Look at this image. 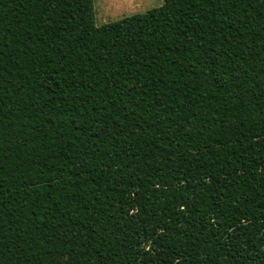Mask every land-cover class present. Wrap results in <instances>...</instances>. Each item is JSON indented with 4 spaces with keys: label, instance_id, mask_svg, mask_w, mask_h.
Here are the masks:
<instances>
[{
    "label": "trees",
    "instance_id": "16d2710c",
    "mask_svg": "<svg viewBox=\"0 0 264 264\" xmlns=\"http://www.w3.org/2000/svg\"><path fill=\"white\" fill-rule=\"evenodd\" d=\"M0 264H264V0H0Z\"/></svg>",
    "mask_w": 264,
    "mask_h": 264
},
{
    "label": "rangeland",
    "instance_id": "374dc122",
    "mask_svg": "<svg viewBox=\"0 0 264 264\" xmlns=\"http://www.w3.org/2000/svg\"><path fill=\"white\" fill-rule=\"evenodd\" d=\"M96 25L144 14L163 5V0H94Z\"/></svg>",
    "mask_w": 264,
    "mask_h": 264
}]
</instances>
